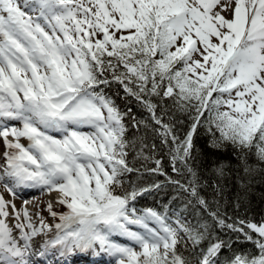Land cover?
<instances>
[{
  "label": "snow or ice",
  "instance_id": "6c2138e0",
  "mask_svg": "<svg viewBox=\"0 0 264 264\" xmlns=\"http://www.w3.org/2000/svg\"><path fill=\"white\" fill-rule=\"evenodd\" d=\"M113 85L150 114L172 171L193 180L167 177L141 150L156 165L145 170L165 175L190 197L184 207L199 206L207 219L190 222L171 200L138 207L162 182L124 188L140 173L128 126L152 125L134 115L125 123L132 109L115 103ZM174 111L190 120L183 138ZM198 127L264 161V0H0V183L13 196L56 192L67 209L49 200V224L41 210L16 209L0 194V264H30L39 236L40 256L56 249L106 254L113 264H191L183 244L196 249L195 264H221L222 250L232 253L228 264H264V220L229 222L199 194L190 164ZM241 237L254 252L233 248Z\"/></svg>",
  "mask_w": 264,
  "mask_h": 264
},
{
  "label": "trees",
  "instance_id": "16d2710c",
  "mask_svg": "<svg viewBox=\"0 0 264 264\" xmlns=\"http://www.w3.org/2000/svg\"><path fill=\"white\" fill-rule=\"evenodd\" d=\"M109 92L115 94L113 99L122 111L129 107L132 109L131 114L125 117L126 124L134 115L137 120H144L152 125L145 128L144 124H141L139 130L131 125L128 126L127 138L131 141L129 159L132 160L136 168L140 169V173L128 174L125 178L124 188H129L130 184L147 186L153 182H162L164 185L162 190L138 198L137 206L157 207L171 200V204L181 209L183 214L189 217L190 222H194L193 217L201 221L207 219L206 213H203L199 206L195 208L193 205L184 207L190 197L175 185L168 183L165 175L145 170L155 168L156 165L154 160L146 162L141 156H138L137 153L141 150L144 155L152 156L161 161L160 167L167 177L179 179L184 184L193 180L192 174L186 170H183L182 174L172 171L169 155L170 145L162 144L160 137L153 132L152 127L158 126H155L151 121L150 114L133 98L126 97L123 89L119 86L113 85ZM155 99L153 98V102ZM166 108L172 110L170 98L167 99ZM157 111L159 113V109ZM175 117L179 118V122L175 124V129L183 138L190 120L186 114L179 111L173 112V118ZM164 119L167 121L169 116L165 115ZM218 138V132L214 137L204 127H198L197 133L193 137L195 159L190 164L196 172L195 179L198 183L199 194L213 208L218 207L222 214L231 218L229 222L235 219H247L257 223L264 220V161H260L256 157L255 148L242 150L228 141H219ZM153 144H155L154 149L151 147ZM179 166L177 164V167ZM220 169L223 170V175L218 174ZM120 190L122 189H118V191ZM193 204H195L194 201ZM217 233L225 239H235L234 234L230 232H222L217 229ZM188 244L190 245L191 242L188 241ZM201 246H206V241L202 242ZM177 248L189 257L191 264H195L196 249L191 247L185 249L183 244H178ZM233 248L247 252L255 251L252 243L244 241L242 237L233 244ZM231 255V252L222 250L219 256L221 264H228V258Z\"/></svg>",
  "mask_w": 264,
  "mask_h": 264
},
{
  "label": "bare ground",
  "instance_id": "6f19581e",
  "mask_svg": "<svg viewBox=\"0 0 264 264\" xmlns=\"http://www.w3.org/2000/svg\"><path fill=\"white\" fill-rule=\"evenodd\" d=\"M1 140H2V138H0ZM3 141V140H2ZM22 142H24V143H26V141H22ZM1 146V145H0ZM2 152H3V150H2ZM1 151H0V153H2ZM28 190H26L27 191V193L28 192H30V191H34V192H36V191H38V193H35V194H33V195H36L35 197H36V199H32L31 200V198H27V197H25V196H23V195H20V194H17L18 196H20V198L16 201V205L18 206L17 208L18 209H21V208H23V207H27L28 208V210H29V212L31 213V207L32 206H34V202H35V204L36 203H40L41 202V198L42 197H44L45 196V194H47L46 192H42L39 188H36V189H33V188H27ZM25 190V189H24ZM33 193V192H32ZM32 196V195H31ZM48 196H49V199H51L52 201H55V197L57 196V193L56 192H52L51 194H49L48 193ZM4 199L5 200H7V201H9L7 198H5L4 197ZM25 201H27L28 203H27V205H25ZM38 203V204H39ZM8 211H9V213H10V216H9V218H7V222L9 223V225L10 226H14V224L16 223V221H15V219L12 217V215H11V213H12V208L11 207H9L8 208ZM13 234L14 235H18V230L17 229H14V232H13ZM43 239H44V237L43 236H39V237H36L35 238V240H34V253L32 254V258L29 256L28 257V259H29V262L30 261H32V263H34V264H44V262H43V257L44 256H40V255H38V254H36L37 252H38V248H36L35 246L36 245H39L42 241H43ZM58 253V250H56V249H52V250H50V251H48L46 254H48V258L51 260H53L54 261V264H61L62 262H64V260H62L61 259V262H59L58 263V260L56 259V254ZM45 254V255H46ZM78 255H83L82 256V258H85V259H90V258H92V259H95V261L93 262V264H100L101 262L100 261H98L97 259H99V260H101L102 258H104V257H107V255L106 254H100V255H93L91 252H89V253H77ZM51 256H52V258H51ZM61 257V256H60ZM61 258H64V256L63 257H61ZM66 258L68 259V258H70L69 256H66ZM108 258V257H107ZM73 262L74 261H70V262H67V264H73ZM31 264V263H30ZM47 264V263H46ZM80 264V263H79ZM102 264H104V263H102Z\"/></svg>",
  "mask_w": 264,
  "mask_h": 264
},
{
  "label": "rangeland",
  "instance_id": "374dc122",
  "mask_svg": "<svg viewBox=\"0 0 264 264\" xmlns=\"http://www.w3.org/2000/svg\"><path fill=\"white\" fill-rule=\"evenodd\" d=\"M197 58H199V57H197ZM0 145H1L0 151L2 152V150H4V144H3V141L1 139H0ZM32 192H34V191H30L28 193L30 194ZM35 193H38V191H36ZM35 193H33V194H35ZM0 194H2L5 198H7L11 203H14L16 206V209H18L17 208L18 206L16 205V201L20 198V196H18V195L13 196L9 192H7V190L4 188L2 183H0ZM33 194H30V195H33ZM34 196H36V195H34ZM33 197H30L31 200ZM34 199H36V198H34ZM35 202H34V206L31 207V210H32L31 213H35L38 210H41V215H43L47 219V223H49V224L54 223L53 219L49 216L47 211H42L43 208L45 207L46 203L48 202L46 195L41 198V202L40 203L38 202L39 204L38 203L35 204ZM53 210L58 211V212H63V211H66L67 209L62 205L56 204L54 201ZM33 219L35 220L36 218L33 217ZM55 222L58 223L59 221L56 220ZM137 250H139V249H137ZM111 264H113V262Z\"/></svg>",
  "mask_w": 264,
  "mask_h": 264
}]
</instances>
